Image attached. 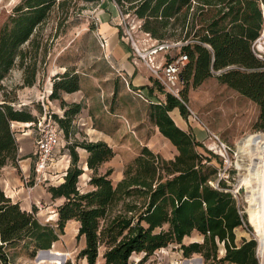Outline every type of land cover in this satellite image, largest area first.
Here are the masks:
<instances>
[{"label":"trees","instance_id":"16d2710c","mask_svg":"<svg viewBox=\"0 0 264 264\" xmlns=\"http://www.w3.org/2000/svg\"><path fill=\"white\" fill-rule=\"evenodd\" d=\"M97 5L101 0H82ZM121 11L141 22L145 33L164 49L179 48L176 55H165L167 63L187 55L188 64L181 77L185 87H197L208 79L217 80L249 98L260 107L257 129L264 131V60L254 50V42L264 30V0H115ZM78 0H25L0 36V173L20 158V143L13 129L15 123L36 128L38 117L28 107L18 109L13 91L3 84L17 60L25 72L23 86L37 82V58L41 41L32 39L40 26L47 23L54 8L78 7ZM30 43L33 61H26ZM81 78L65 72L54 77L50 100H58L63 116L52 113L68 139L66 152L71 164L64 181L50 183L52 199H64L57 207L56 226L43 223L38 209L24 210L19 201L9 197L0 183V264H16L18 249L33 260L41 250H51L65 234L67 223L79 222L78 238L85 236L86 247L78 254L88 264H133L135 254L148 257L170 245H178L185 257L200 255L206 264H260L257 240L244 237L238 242L236 230L245 225L237 197L219 177L217 158L191 132L180 128L170 115L178 108L184 118L190 113L184 102L167 92L156 78L166 99L150 103L149 119L162 135L177 148L178 154L166 159L145 145L125 165L123 177L113 183L109 168L116 151L105 141L79 140L75 121L82 112V103L68 104L63 93L81 90ZM37 110V109H36ZM40 110V108H39ZM79 148L87 150L88 169L92 172L83 190ZM200 240L186 243L187 237ZM264 260V252L262 257ZM143 261V259H142ZM140 261L138 264H142Z\"/></svg>","mask_w":264,"mask_h":264},{"label":"rangeland","instance_id":"374dc122","mask_svg":"<svg viewBox=\"0 0 264 264\" xmlns=\"http://www.w3.org/2000/svg\"><path fill=\"white\" fill-rule=\"evenodd\" d=\"M24 1L0 0V36L14 16L15 8L23 4ZM85 5H87V9L81 13H77L78 9H75L73 5L69 7L68 13L66 10H59L56 6L47 23L40 26L34 33L32 39L37 38L41 41V50L37 58L39 70L36 84L32 87L23 86L25 72L21 68L20 60H17L16 66L3 81L7 89L13 91L12 99H14L16 108L28 107L37 113L38 117L46 112L63 115L64 113L59 112L60 101L50 100L49 95L52 93L54 77L65 72L79 75L81 82L84 78L87 79L86 81L89 82H86L87 87L89 84L92 86V77L97 78L94 81L100 82L103 90L101 94L105 95V99L114 97L112 86L118 73L114 72L104 57L102 49L107 46L106 40L104 41L105 46L104 43L99 42L97 28L100 23L99 10L96 8L89 11L88 9L92 5L78 0V7ZM114 22L117 23L121 37L127 41L132 60L136 64L140 63L148 67L147 63L152 60L154 65L160 66L164 63L167 55L179 53V48L155 51L159 46L158 41L148 36L142 29L136 28L134 38L141 52L147 54L143 58L124 36L122 27L119 25L118 15ZM261 37L263 38L258 41L255 48L258 53H262L264 56V31ZM23 49L29 51L26 61L30 63L33 61L34 50L30 43H27ZM149 70L152 72L150 68ZM126 93L127 97L123 100L120 99L121 96L118 97L115 94L117 99H115L116 103L113 110L116 111L117 115L115 114L113 117L123 119L124 128L117 129L115 121L109 126L112 128L111 138L113 140L109 137L108 139L117 152L115 157L101 168V172H106L109 168L114 169L111 175L114 184L122 179L125 165L139 154L143 144H148L153 151L166 159H172L178 154L173 143L158 132L157 127L150 121L149 106L151 100L141 91L133 90L128 85ZM183 98L190 115L187 119L184 118L177 108L176 113L180 119L178 125L185 131L193 133L200 143L217 156V158H213L212 164L219 168V177L226 181L228 190L237 197L241 213L246 217L245 225L236 230L238 242H241L244 237L255 238L257 240V256L260 264H264V260L261 258L264 252V222L254 215L255 202L252 199L255 190H258L262 205L264 204V131L258 130L256 126L260 107L226 84L220 83L215 77L197 87L186 86ZM108 109H110V105ZM171 115L173 118L176 117L174 112H171ZM13 129L19 143L22 142L23 135L29 130H31L34 141L30 153L32 156L31 175L26 180L23 178L24 185L16 186V191L22 186L35 189L30 197L26 195V197L31 198H28V206L32 204L39 212L43 210V215L51 216L52 209L64 202V199L54 200L51 198L48 193V185L50 183L57 184L64 176L66 170L64 167L68 163L63 161V156L66 152L68 139L65 138L64 133L61 134L47 173L51 180L47 183L39 182L35 167L38 131L35 127L32 128L23 123H15ZM76 129L77 134L70 139L72 142L75 138L84 140L85 137L90 136L87 134L88 131L85 132L84 126H76ZM99 137L97 133H93L91 138L97 140ZM87 140L90 141L89 138ZM224 146L227 147V151H225ZM85 155V151H81L80 164L84 166V170L86 169ZM19 166L18 161L17 164L8 165L0 173V183L8 193L11 189H15V184H12V176L16 174L15 176L19 177L21 172ZM91 173L90 170H85V174L81 176L83 190L91 189L88 185ZM9 177L12 180L11 185L9 181L8 183L5 182V179ZM245 177L251 178L250 187L244 183ZM33 193L36 194L35 200ZM74 234L75 232L71 231L64 239L68 243L69 241L74 242ZM195 240H200L198 235L185 239L186 243ZM75 254L72 255L69 251H51L45 258L37 259L35 257L32 261L33 264H70V260L73 259L77 264ZM144 257L145 254H135L132 258L133 264H138L142 259V264H206L198 254L185 257L178 245H170L146 258Z\"/></svg>","mask_w":264,"mask_h":264},{"label":"crops","instance_id":"0c3cea01","mask_svg":"<svg viewBox=\"0 0 264 264\" xmlns=\"http://www.w3.org/2000/svg\"><path fill=\"white\" fill-rule=\"evenodd\" d=\"M96 8L97 10H99L98 17L100 19V23L97 26L98 31H99V40H100L99 42L104 43L105 40H106L105 42H107V46H105V43H104L105 47L104 49H102L104 57L107 59V61L109 62L114 72L118 73L116 75L117 77L115 79L114 85L112 86L114 88L113 89L114 97H111V99H105L104 97L105 95L101 94V91L103 90L100 86V82L94 81V80H97V78L92 77L91 79L92 80L91 82H93L92 86L89 84V86L87 87L86 84L89 82H87L86 81L87 79L84 78L81 83L80 91L74 92V93H63L62 99H64V101H66V103L68 104H72V103H82L83 104L82 112L77 116L75 124L76 126H79V125L84 126L85 132L87 131L89 132L87 134L90 136L85 137L86 139L89 138L90 141H105L114 149L112 143L108 139V137L111 138V135H112V128H110L109 126L111 125L113 121H115L117 129L120 130L124 128V120L121 118L117 119L116 117H113L115 114L117 115L116 111L113 110L114 104L116 103L115 99H117L115 94L118 97L121 96L120 97L121 100L125 99L127 97L126 87L128 85L133 90H138V91H141L143 94H145L151 100L150 103L164 102L166 99V96L159 89V86L156 84V77L149 70V68L140 63L136 64L132 60L131 51H130V48L128 47V43L121 37V33L117 26V23L114 22V19H117L118 9L115 3L113 2V0H107V1L103 0L99 2L97 5L90 6L88 10L92 11ZM88 77L91 78L90 76ZM59 105H60L59 112L63 114L64 110L60 103ZM109 105H110V109H108ZM176 109L171 111L176 114V117L173 118L171 115V112H170V115L175 121V123L178 125V121L180 119L177 116L178 114L176 113L177 112ZM56 114H59V113H56ZM23 124L28 125L30 127V124H26V123H23ZM157 130L158 132H160L158 128ZM30 131L31 130H29V132H26L23 135L22 142L20 143V158L21 159L19 160V163H20L19 167L21 169V172L19 173V177L17 178V176H15L16 174L13 175L12 176L13 183L11 182L12 180L10 177L5 179V182L8 183L9 181L10 185L11 183L15 184V187H14L15 189H11L9 193L6 192L5 190L6 194L9 197H11L14 201H19L21 203L22 208L27 211H32L34 208L32 204L28 206L29 205L28 201L29 199H31L29 197L32 195V191L34 192L35 189L32 190V188L28 189L22 186V188L16 191L17 190L16 186L24 185L23 178L24 180H26L31 175L32 156L30 155V153L32 151V144L34 141H33V137ZM93 133L94 134L97 133L98 136L100 137L97 140H94V138L92 139L91 137ZM93 136L96 137V135H93ZM36 143H37V140H36ZM146 145L148 146V144ZM142 146H145V145L143 144ZM78 151L80 153V157H81V151H85L86 153L85 160H84V163L86 164L85 170H89L87 166V159H88L89 153L87 152V150L82 149V148H79ZM63 158H64L63 161H66L68 163L64 167V169H66L64 173V176H65L68 168L70 167L69 163L71 162V156L69 155L68 152H65ZM59 166H60V163H59ZM13 170H16V168H13ZM64 176L63 178H61L60 182H58L57 184L62 183L64 181ZM26 195H28L29 197H26ZM49 195L51 196L50 193ZM33 198L34 200L36 199L35 193H33ZM58 206L59 205H57L55 208L52 209L51 216L43 215L42 212L44 211L42 210V212H39L38 210L37 216L40 219V221L43 223L50 222L52 225L56 226V223L59 218V214L57 212ZM79 227H80L79 222L75 220L69 221L65 229V234L60 235V238L53 244L51 251L53 252L69 251L72 255L76 253L75 254L76 258L75 256L74 258L77 259V264H88L86 259L78 258V254L80 253V251L86 247L85 236L78 238ZM71 231L75 232L74 242L69 241L68 243L64 238ZM48 253H43L41 255V259L45 258V256L48 255ZM48 258L50 259V257ZM16 264H33V261L25 255V250H22L21 248H19L18 253H17V258H16ZM101 264H102V261H101Z\"/></svg>","mask_w":264,"mask_h":264},{"label":"built area","instance_id":"2783aa9c","mask_svg":"<svg viewBox=\"0 0 264 264\" xmlns=\"http://www.w3.org/2000/svg\"><path fill=\"white\" fill-rule=\"evenodd\" d=\"M113 2L115 3L118 9L119 25L122 27L124 36L131 42L134 49L139 52V55L145 58L147 54L141 52L138 43L134 38V30L136 28H141V22L137 19L135 15L123 13L120 7L118 6L117 2L115 0H113ZM147 35L150 36V34L148 33ZM262 38L263 37L260 36L254 42L253 50L259 58L264 60V56L262 55V53H258L255 48L258 41H260V39ZM169 46L171 45H159L157 49H155V51L159 49H164L165 47ZM188 62L189 58L187 55H180L170 63L164 61V63L160 66L154 65L152 60H150L147 64L148 67L152 70V73L165 87V90L173 94L182 102H184L181 95V91L184 86V80L181 77V72L183 68L188 64ZM52 113L54 112L44 113L41 119L39 120L38 124L36 125V129L38 131V139L37 149L35 153L37 157L35 167L38 174V181L45 183L51 180L50 176L47 173L53 161L55 148L62 134L60 125L57 120L53 117ZM224 149L225 151H227L226 146H224ZM70 264H76L75 260H70Z\"/></svg>","mask_w":264,"mask_h":264},{"label":"bare ground","instance_id":"6f19581e","mask_svg":"<svg viewBox=\"0 0 264 264\" xmlns=\"http://www.w3.org/2000/svg\"><path fill=\"white\" fill-rule=\"evenodd\" d=\"M255 177V176H254ZM256 181V180H255ZM257 182V181H256ZM259 182V181H258ZM244 183L245 184H248V187H250L251 186V184H252V181H251V178H249V177H245L244 178ZM253 183H254V180H253ZM254 190V189H253ZM252 199H253V201L255 202V204H254V215L258 218V219H260L261 221H263L264 222V204L262 205V199H261V196H260V194H259V191L258 190H255V192L253 193V195H252ZM263 206V207H262ZM263 241H264V237H263ZM51 252V251H50ZM43 253H48V252H42L41 253V255L43 254ZM41 255H40V258H41ZM39 258V259H40Z\"/></svg>","mask_w":264,"mask_h":264},{"label":"water","instance_id":"95a60500","mask_svg":"<svg viewBox=\"0 0 264 264\" xmlns=\"http://www.w3.org/2000/svg\"><path fill=\"white\" fill-rule=\"evenodd\" d=\"M50 251H51V250H41V251L39 252L38 256H37V259L40 258V255H41L42 252H50Z\"/></svg>","mask_w":264,"mask_h":264}]
</instances>
